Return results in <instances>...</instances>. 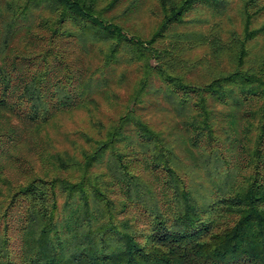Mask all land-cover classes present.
Masks as SVG:
<instances>
[{
  "label": "trees",
  "instance_id": "16d2710c",
  "mask_svg": "<svg viewBox=\"0 0 264 264\" xmlns=\"http://www.w3.org/2000/svg\"><path fill=\"white\" fill-rule=\"evenodd\" d=\"M234 1L0 0V264H264V0Z\"/></svg>",
  "mask_w": 264,
  "mask_h": 264
},
{
  "label": "rangeland",
  "instance_id": "374dc122",
  "mask_svg": "<svg viewBox=\"0 0 264 264\" xmlns=\"http://www.w3.org/2000/svg\"><path fill=\"white\" fill-rule=\"evenodd\" d=\"M235 3H233V9L230 10L228 12V15H230L233 24L235 25V27H237L238 25V21H237V16H236V6H237V1H234ZM205 17H207L208 15H204ZM210 16V15H209ZM208 16V17H209ZM138 17V18H136ZM129 27H131L132 29H134V31L142 36H147L149 34V32L152 30L151 29V25H152V20L149 19L147 13L143 12L142 10H138L136 14H134L133 17H129L127 19L126 22ZM202 30L207 31L206 28H202ZM259 46H262L264 44V36L260 37L257 42H256ZM207 51V46L206 44H199L196 46H193L190 50L189 53H191V56L195 57V56H199L202 55L203 52ZM200 73L198 74L200 77L205 75V71H203V69L199 70ZM159 117V116H158ZM157 117V118H158ZM54 134L51 135L52 139L55 140V145L56 147L59 148H64L63 146H65L64 144H62V140H56L57 138H55L56 133L53 132ZM11 170V175L12 177H15L17 175V173H15L14 169H10Z\"/></svg>",
  "mask_w": 264,
  "mask_h": 264
}]
</instances>
